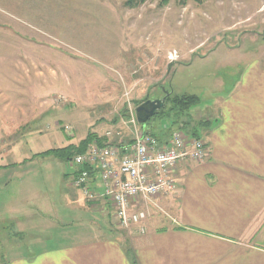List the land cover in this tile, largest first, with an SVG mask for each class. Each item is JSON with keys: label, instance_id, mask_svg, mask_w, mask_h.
I'll list each match as a JSON object with an SVG mask.
<instances>
[{"label": "rangeland", "instance_id": "374dc122", "mask_svg": "<svg viewBox=\"0 0 264 264\" xmlns=\"http://www.w3.org/2000/svg\"><path fill=\"white\" fill-rule=\"evenodd\" d=\"M159 2L129 9L124 0H0V221L20 203L26 217L37 208L47 214L42 222L57 220L50 236L42 231L52 245L107 232L106 219L71 203L73 192L83 197L69 186L74 170L34 156L116 130L129 106L163 97L161 87L199 98L182 129L189 132L197 112L211 109L213 81H240L254 61L264 66V0ZM166 111L139 127L170 134ZM5 225L0 253L17 242Z\"/></svg>", "mask_w": 264, "mask_h": 264}, {"label": "crops", "instance_id": "0c3cea01", "mask_svg": "<svg viewBox=\"0 0 264 264\" xmlns=\"http://www.w3.org/2000/svg\"><path fill=\"white\" fill-rule=\"evenodd\" d=\"M213 82L211 109L197 112L185 132L204 141L208 157L177 164V191L161 200L165 213L153 212L145 235L123 236L107 200L73 192L75 208L106 219L107 232L56 246L43 236L57 220L42 222L47 214L37 208L26 217L15 203L1 212L0 231L13 224L17 242L2 250L0 264H264V66L254 61L240 81ZM92 178L101 193L98 174Z\"/></svg>", "mask_w": 264, "mask_h": 264}, {"label": "built area", "instance_id": "2783aa9c", "mask_svg": "<svg viewBox=\"0 0 264 264\" xmlns=\"http://www.w3.org/2000/svg\"><path fill=\"white\" fill-rule=\"evenodd\" d=\"M104 136L116 138L117 142H93L66 163L74 170L72 184L90 203L98 197L107 200L119 229L145 235L153 212L165 213L161 200L177 191V164L184 159L204 161L208 157L207 146L180 129H173L167 137H156L139 127L135 108L130 106L117 129L106 131ZM95 173L101 193L93 188Z\"/></svg>", "mask_w": 264, "mask_h": 264}, {"label": "trees", "instance_id": "16d2710c", "mask_svg": "<svg viewBox=\"0 0 264 264\" xmlns=\"http://www.w3.org/2000/svg\"><path fill=\"white\" fill-rule=\"evenodd\" d=\"M147 1L149 0H124L123 5L126 8L135 9V8L142 6ZM170 1L171 0H160L159 5L165 6ZM206 1L207 0H179V3L180 5H186V3L188 2H193L196 5H201ZM170 96H171V92L165 102V107L167 104H169V106L159 111L156 115L162 114L164 110L167 109L165 117H167L170 120L171 126H175L176 127L175 129L182 130L191 122V118H192L191 112H192V109H194V107L199 103V98L195 95H186L181 98L172 97V96L170 97ZM147 99L148 98H145L142 102H144ZM185 118H187V120ZM206 120L205 119L199 120L197 125L201 126L205 124L206 122H208ZM113 122L116 123L117 121L114 120ZM93 142H96L99 145H106V144L116 143L117 139L116 138L109 139V138H106L104 135L97 136L93 133H89L87 134L85 139L80 141L77 145L71 144L61 149L47 150L42 153L36 154L34 157L54 156L56 158L61 159L66 164L67 162L71 161L75 155L83 153L88 147V145ZM1 168H5V166H0V169Z\"/></svg>", "mask_w": 264, "mask_h": 264}, {"label": "water", "instance_id": "95a60500", "mask_svg": "<svg viewBox=\"0 0 264 264\" xmlns=\"http://www.w3.org/2000/svg\"><path fill=\"white\" fill-rule=\"evenodd\" d=\"M160 90L164 94L163 97L147 99L135 107V116L139 124H145L159 111L165 109V102L170 92L166 91L163 87Z\"/></svg>", "mask_w": 264, "mask_h": 264}]
</instances>
